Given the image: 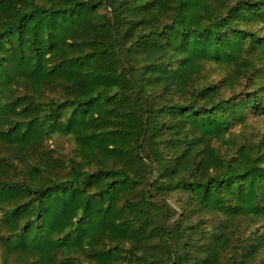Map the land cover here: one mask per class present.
<instances>
[{
  "label": "trees",
  "instance_id": "1",
  "mask_svg": "<svg viewBox=\"0 0 264 264\" xmlns=\"http://www.w3.org/2000/svg\"><path fill=\"white\" fill-rule=\"evenodd\" d=\"M263 116L264 0H0V264H264Z\"/></svg>",
  "mask_w": 264,
  "mask_h": 264
},
{
  "label": "rangeland",
  "instance_id": "2",
  "mask_svg": "<svg viewBox=\"0 0 264 264\" xmlns=\"http://www.w3.org/2000/svg\"><path fill=\"white\" fill-rule=\"evenodd\" d=\"M253 121H254V123H256V125L258 126L259 129L264 130V116L260 119H257V120L254 119ZM217 221H218V219L216 217H214L212 219V222H217Z\"/></svg>",
  "mask_w": 264,
  "mask_h": 264
}]
</instances>
